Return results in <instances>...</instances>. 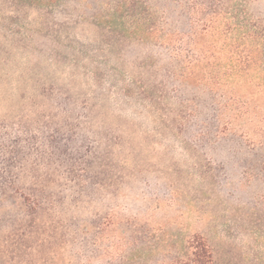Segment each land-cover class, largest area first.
Returning <instances> with one entry per match:
<instances>
[{
  "label": "rangeland",
  "instance_id": "1",
  "mask_svg": "<svg viewBox=\"0 0 264 264\" xmlns=\"http://www.w3.org/2000/svg\"><path fill=\"white\" fill-rule=\"evenodd\" d=\"M102 2L0 0V264H264V43L229 100Z\"/></svg>",
  "mask_w": 264,
  "mask_h": 264
},
{
  "label": "trees",
  "instance_id": "2",
  "mask_svg": "<svg viewBox=\"0 0 264 264\" xmlns=\"http://www.w3.org/2000/svg\"><path fill=\"white\" fill-rule=\"evenodd\" d=\"M102 1L108 12L99 25L165 50L180 63L179 80L230 86L229 100L260 61L264 32L248 11L253 0Z\"/></svg>",
  "mask_w": 264,
  "mask_h": 264
}]
</instances>
